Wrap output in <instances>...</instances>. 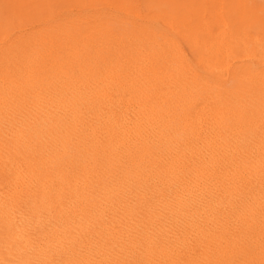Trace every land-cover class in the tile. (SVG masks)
<instances>
[{
    "label": "bare ground",
    "instance_id": "obj_1",
    "mask_svg": "<svg viewBox=\"0 0 264 264\" xmlns=\"http://www.w3.org/2000/svg\"><path fill=\"white\" fill-rule=\"evenodd\" d=\"M83 1L86 16L0 36L5 247L23 264H185L223 217V247L264 259V18L253 33L248 0L183 17Z\"/></svg>",
    "mask_w": 264,
    "mask_h": 264
},
{
    "label": "rangeland",
    "instance_id": "obj_2",
    "mask_svg": "<svg viewBox=\"0 0 264 264\" xmlns=\"http://www.w3.org/2000/svg\"><path fill=\"white\" fill-rule=\"evenodd\" d=\"M5 1V2H4ZM10 1H12L11 3H9ZM27 2L25 3H22V0H19V1H15V0H0V36L2 37V39L6 40V38H10L9 40L13 41V40H16L17 37L20 38V39H26L27 36L29 37L32 33H34L37 30L39 29H43V27H46L47 25H55L57 22L60 23V20L65 18L68 19L72 16H74V18L79 15H83V16H86L87 14L86 13H91V3L88 5L86 4V7L85 5L83 4L84 1L83 0H38V2L36 3L35 0L31 1V0H25ZM31 1V2H30ZM50 1V2H48ZM61 1V2H60ZM88 1V0H87ZM99 5H98V3ZM95 1L94 3L96 4V6L100 9L104 8V5L105 8H104V14L106 13V15H110L111 13H115V14H119L121 15L122 13L118 10V9H111L110 6H107L108 4L105 3L106 0H97ZM99 1H103V2H99ZM110 2H118L119 0H108ZM183 1V2H182ZM200 1L201 0H140V2H142L143 4H145L147 7H150V8H156V9H163L164 11L166 10V12H169L171 11L172 9V12L175 13V15H177L178 17H183V16H187V15H195L196 13H194L193 11L196 10L195 12H197L199 10V7H200ZM253 1V2H252ZM262 2V4H264V0H248L249 4H250V7L253 9V13L251 16H250V20H253L254 23H251V26H252V32L253 33H256V32H259V29L261 28L260 24L259 23V17L260 18H264V6H262V4L260 3H257L256 2ZM17 4H16V3ZM24 2V0H23ZM34 2V3H33ZM40 2V3H39ZM43 4H42V3ZM69 2V3H68ZM71 2V3H70ZM76 2V3H75ZM83 2V3H82ZM148 2V3H147ZM20 3V5H19ZM31 3V4H30ZM48 3V4H47ZM68 3V4H67ZM79 3V4H78ZM82 3V7L80 6V4ZM94 3H92V8L93 7H96V6H93ZM184 3V4H183ZM197 3V4H196ZM5 4V5H3ZM8 4V5H7ZM12 4V5H11ZM15 4V5H14ZM28 7H26V5ZM41 8H40V6ZM52 4V5H51ZM54 4V6H53ZM66 4V5H65ZM73 6H72V5ZM76 4V5H75ZM103 6H101V5ZM182 4V5H181ZM259 4V5H258ZM11 5V6H10ZM25 5V6H24ZM32 5V6H31ZM48 5V6H47ZM51 5V7L49 6ZM56 5V7H55ZM65 5V6H64ZM174 7H173V6ZM181 5V7H180ZM187 5V6H186ZM196 5V6H194ZM4 6V7H3ZM8 6V7H7ZM16 6V7H14ZM35 6V7H34ZM42 6H45V7H42ZM48 8H47V7ZM72 6V7H70ZM90 6V7H89ZM172 6V7H171ZM178 6V7H177ZM14 7V8H13ZM39 7V8H38ZM66 7V8H65ZM75 7V8H73ZM77 7H81V8H77ZM110 7V8H108ZM171 7V8H170ZM180 7V8H179ZM189 7V8H187ZM197 7V8H196ZM260 7V9H258ZM10 8V9H8ZM34 8V9H33ZM107 8V9H106ZM13 9V10H12ZM26 9H29L26 11ZM47 9V11H46ZM64 9V10H63ZM79 9V10H78ZM87 9V10H85ZM89 9V10H88ZM169 9V10H168ZM182 9V11H181ZM190 9V10H189ZM6 10V11H5ZM8 10H11L8 12ZM22 10H24L22 12ZM33 10V11H32ZM35 10V12H34ZM45 10V11H44ZM63 10V12H62ZM78 10V11H77ZM106 10V11H105ZM261 10V11H260ZM18 11V12H17ZM29 11V12H28ZM33 14H31L30 13ZM42 11V12H41ZM74 11V12H73ZM78 13H77V12ZM80 11V13H79ZM113 11V12H112ZM179 11V12H178ZM190 11V12H189ZM255 11H256V14H255ZM7 12V14H6ZM14 12V14H12ZM21 12V14H20ZM56 12V13H55ZM83 12V13H82ZM184 12V13H183ZM235 12V13H234ZM10 13V15H9ZM23 13V14H22ZM50 13V15H49ZM63 13V14H62ZM65 13V14H64ZM181 13V14H180ZM183 13V14H182ZM234 13V14H232ZM6 14V18L4 17V15ZM40 14V15H39ZM45 14V15H44ZM56 14V15H55ZM69 14V15H68ZM186 14V15H185ZM262 14V15H261ZM12 15V16H11ZM17 15V16H16ZM19 15V16H18ZM39 15V16H37ZM42 15V17H40ZM254 15V16H253ZM28 16V17H26ZM50 16V18H49ZM52 16V17H51ZM231 16L233 18H236L238 17V13L236 10H232L231 12ZM258 16V17H257ZM262 16V17H261ZM10 17H12V21H15L14 24L13 22H11V19ZM13 17H15V19L17 20V23H16V20L13 19ZM252 17V18H251ZM256 20H254L255 18ZM2 18H5L4 20ZM45 18V19H44ZM47 18V19H46ZM72 17V19H74ZM24 19V20H23ZM56 19V20H54ZM71 19V18H70ZM20 20V21H19ZM48 20V21H47ZM9 21V22H8ZM43 21H44V24L45 26L43 25ZM46 21V22H45ZM52 21V22H51ZM256 21V22H255ZM8 22V23H7ZM11 22V23H10ZM41 22V23H40ZM62 22V20H61ZM9 23L11 24L10 27H9ZM24 23V24H23ZM28 23V24H27ZM32 23L34 24V26L32 25ZM37 23L39 25H37ZM50 23V24H49ZM57 23V24H58ZM7 24V25H6ZM22 24V25H21ZM28 26H26V25ZM31 24V25H30ZM255 24V25H254ZM12 25L16 28H13ZM16 25L18 27H16ZM20 26V27H19ZM22 26V28H21ZM26 26V27H25ZM37 26V27H36ZM2 27V28H1ZM4 27V28H3ZM8 27V28H7ZM36 27V28H34ZM39 27V28H38ZM20 28V29H19ZM23 29V30H22ZM18 30V31H17ZM20 30V31H19ZM33 30V31H32ZM17 31V32H16ZM30 31V32H29ZM12 32V33H11ZM15 32V33H14ZM20 32V33H19ZM29 32V33H28ZM11 33V34H10ZM26 35H24V34ZM10 34V36H8ZM203 31L200 32V35H203ZM15 35V36H14ZM22 35V36H20ZM218 218V219H217ZM222 218V219H220ZM216 220V221H215ZM212 224H207V226L205 225V227L202 229L203 231V238L206 239L207 241V245L209 246L208 249H207V252H206V256L208 257H205L204 255H202V253H200V249L199 251H197V253L195 252L193 255H192V259L190 258L188 261L189 262H186L185 264H213V263H216V264H225V261L227 262L226 264H264V259H260L258 261L256 260H248L247 258L249 257H246V254L241 251V250H238V249H229L228 250V247H223L225 245V242L223 241L224 239H222V231H223V228L226 226L225 225V221L223 219V217H216V218H213L211 220ZM214 222V223H213ZM220 222V223H219ZM87 223V222H86ZM86 223L84 224H78L80 225L78 228H75L74 229V232H71L72 229L74 227H76L77 225L74 224L73 227L72 225H66L63 229V235L60 237V243L61 244H64L66 246L68 245H71V243L77 239L80 238L81 236V232L83 231L82 228H85V229H88V234L86 235V237H90L91 233H92V229L90 228L89 225H87ZM218 225H217V224ZM220 224V225H219ZM210 225V226H209ZM213 225V226H212ZM212 227V228H211ZM217 227V228H216ZM221 227V228H220ZM206 228V230H205ZM210 228V229H209ZM214 228V229H213ZM216 229V230H215ZM219 230V231H218ZM205 232V233H204ZM220 232V233H218ZM71 233V234H70ZM73 233V234H72ZM64 234L66 236H64ZM209 234V236H208ZM70 235V236H69ZM73 235V236H72ZM218 237H217V236ZM208 236V237H207ZM213 236V237H212ZM207 237V238H206ZM210 237V239H209ZM6 236H5V233L0 225V264H23L22 262H20L18 260V256L16 253H13V252H10L7 247H5V243H4V240H5ZM210 240V241H209ZM212 240V242H211ZM67 244H66V243ZM69 242V244H68ZM58 243V244H60ZM211 243V244H210ZM218 244V245H217ZM222 244V245H221ZM216 245V246H215ZM220 245V247H219ZM214 246V247H213ZM213 247V248H212ZM2 249V250H1ZM224 251H221L223 250ZM210 250V251H209ZM231 250V251H230ZM220 251V252H218ZM212 252V254H211ZM217 252V253H216ZM222 252V254H221ZM210 253V254H209ZM221 255H220V254ZM224 254V255H223ZM217 255V256H215ZM231 257H230V256ZM235 255V256H234ZM196 257V258H195ZM214 259H213V258ZM227 259H226V258ZM202 258V259H201ZM205 258V259H204ZM212 258V259H211ZM219 258V260H218ZM221 258V259H220ZM207 259V261H206ZM198 260V261H197ZM202 260V261H201ZM212 260V261H211ZM215 260V261H214ZM224 260V261H223ZM245 260V261H244ZM190 261H193V262H190ZM200 261V263H198ZM251 261V262H250ZM254 261V262H253ZM195 262V263H194ZM218 262V263H217ZM262 262V263H260ZM80 264V263H79Z\"/></svg>",
    "mask_w": 264,
    "mask_h": 264
}]
</instances>
